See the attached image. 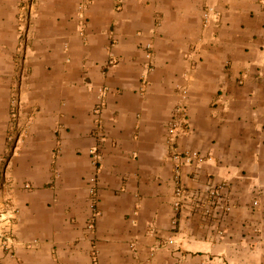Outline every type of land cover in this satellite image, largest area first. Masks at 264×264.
Listing matches in <instances>:
<instances>
[{
  "label": "crops",
  "instance_id": "obj_1",
  "mask_svg": "<svg viewBox=\"0 0 264 264\" xmlns=\"http://www.w3.org/2000/svg\"><path fill=\"white\" fill-rule=\"evenodd\" d=\"M20 3L0 0V156L10 153ZM208 5L219 17L205 30ZM33 23L28 132L6 173L16 188L0 198V233L10 198L19 242L15 256L0 246V264H264V0H39ZM182 100L180 149L208 160L186 167L183 183L225 185L232 210L204 223L185 212L179 230L166 138Z\"/></svg>",
  "mask_w": 264,
  "mask_h": 264
},
{
  "label": "built area",
  "instance_id": "obj_2",
  "mask_svg": "<svg viewBox=\"0 0 264 264\" xmlns=\"http://www.w3.org/2000/svg\"><path fill=\"white\" fill-rule=\"evenodd\" d=\"M119 1V0H118ZM122 2V0H120ZM219 13L215 7L208 5L203 14V26L207 30L211 27L213 20L218 19ZM160 24V23H159ZM195 54V51L193 52ZM147 69L149 72L154 70V48L151 44L146 47ZM192 69L197 67L196 60H192ZM143 81H145L143 79ZM144 92V86L141 89ZM96 106L94 115L99 117L105 103ZM189 107L185 101H181L175 107L170 119L166 144L168 147L169 157L174 163L175 172V189H174V209L177 212V218L174 219V225H178L180 216L185 212H191L193 215L201 214L205 219H211L214 222L219 221L223 215L230 213L232 210L229 199L224 194L225 185H210L205 191H195L186 187L183 183V171L186 167L201 168L208 160L196 151H183L180 149V140L184 137L189 127ZM101 127L98 125L93 130V137L100 139ZM93 163L99 164L97 149L91 151ZM7 174L0 176V189L12 187ZM90 196L95 206L97 202V180L91 179ZM26 189L31 190L27 185ZM257 205V203H256ZM1 216L5 223V230L0 233V246L11 256H15V249L19 242L16 234V227L19 221L20 210L13 204L12 200H7L1 208Z\"/></svg>",
  "mask_w": 264,
  "mask_h": 264
},
{
  "label": "rangeland",
  "instance_id": "obj_3",
  "mask_svg": "<svg viewBox=\"0 0 264 264\" xmlns=\"http://www.w3.org/2000/svg\"><path fill=\"white\" fill-rule=\"evenodd\" d=\"M38 2L39 0H21L19 7L18 16L20 21L17 30V34L19 37L18 49L14 56V63H15L14 78L16 80V85H15L16 87L11 91V97H10L9 114L11 120L10 129L12 131L8 132V144H7L10 148V153L7 155L0 156V176L7 173L9 160H11L10 155L14 153L15 148L18 145V141L20 140L21 136L26 137L28 132V126L26 124V121L25 122L23 121L22 111H24L27 105H29L28 102L25 100V98L26 95L29 93V88L27 84L30 77L32 76V72L30 71V68L27 67V51L32 44L31 30H32V26L35 24L33 23V20L37 19ZM24 94L26 95L24 96ZM19 127H21L20 130ZM13 128L15 129V131L13 130ZM186 151H191V150H186ZM11 180L12 179L9 177V181ZM10 185H15L13 180L11 181ZM27 185L29 184L24 183L19 186V189L28 191V189H26ZM15 188L8 187L5 189H0V198L5 197L3 192L7 193L6 197H8V195H11V191H13ZM5 199L3 200L4 202H6L7 200H11L10 198H5ZM1 203H3L2 199L0 201V204ZM197 216L200 217L201 223H204V221H206L204 220V217L201 214H198ZM193 217H195V215L192 214V218ZM209 220L214 222L211 219H207V221ZM174 227L176 229H179L180 228L179 222L178 225L177 226L174 225Z\"/></svg>",
  "mask_w": 264,
  "mask_h": 264
}]
</instances>
